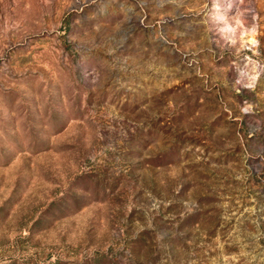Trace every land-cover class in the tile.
Returning a JSON list of instances; mask_svg holds the SVG:
<instances>
[{
    "label": "rangeland",
    "instance_id": "374dc122",
    "mask_svg": "<svg viewBox=\"0 0 264 264\" xmlns=\"http://www.w3.org/2000/svg\"><path fill=\"white\" fill-rule=\"evenodd\" d=\"M0 264H264V0H0Z\"/></svg>",
    "mask_w": 264,
    "mask_h": 264
}]
</instances>
